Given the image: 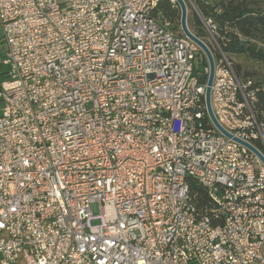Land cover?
I'll return each instance as SVG.
<instances>
[{
  "label": "built area",
  "instance_id": "built-area-1",
  "mask_svg": "<svg viewBox=\"0 0 264 264\" xmlns=\"http://www.w3.org/2000/svg\"><path fill=\"white\" fill-rule=\"evenodd\" d=\"M161 1L0 0V264H264V85Z\"/></svg>",
  "mask_w": 264,
  "mask_h": 264
},
{
  "label": "trees",
  "instance_id": "trees-1",
  "mask_svg": "<svg viewBox=\"0 0 264 264\" xmlns=\"http://www.w3.org/2000/svg\"><path fill=\"white\" fill-rule=\"evenodd\" d=\"M196 12L188 17L190 31L204 41L211 49L215 58L218 53L207 41L208 33L201 19L212 20L217 29V40L222 51L233 64L234 57H245L264 65V1L263 0H192ZM156 16L173 24L180 21L181 13L177 3L162 0L156 11ZM174 30L181 32L180 25ZM203 55V53H202ZM234 67V65H233ZM236 73L243 79H252L255 85H264V73L258 79L249 74H242L241 67L235 65ZM234 68V69H235ZM201 72L200 82L205 85L208 80V63L203 55V61L196 69ZM259 107H264V94H259ZM190 197L203 213L211 214L213 203L206 190L193 178L188 179Z\"/></svg>",
  "mask_w": 264,
  "mask_h": 264
},
{
  "label": "water",
  "instance_id": "water-1",
  "mask_svg": "<svg viewBox=\"0 0 264 264\" xmlns=\"http://www.w3.org/2000/svg\"><path fill=\"white\" fill-rule=\"evenodd\" d=\"M175 3H177V5L179 7V10H180V13H181L180 28H181L182 34L187 39H189L190 41L195 43L201 49V52L205 56V58L207 60V63H208V80H207L206 93H205V102H206V108H207L208 115H209L211 121L214 123V125L223 134H225L229 138H233L232 135H230L228 132H226L220 126V124L216 120V118L214 116V113L212 111V106H211V87H212V84H213L214 74H215V59H214V55H213L211 49L208 47V45L206 43H204V41L199 39L197 36H195L190 31V29L188 27V7L186 5L185 0H175ZM234 140L236 142H239L240 144H243L247 148H249L252 152H254L259 157V159L264 164V156L256 148H254L252 145H250L248 143H245V142L241 141L240 139L234 138Z\"/></svg>",
  "mask_w": 264,
  "mask_h": 264
},
{
  "label": "rangeland",
  "instance_id": "rangeland-1",
  "mask_svg": "<svg viewBox=\"0 0 264 264\" xmlns=\"http://www.w3.org/2000/svg\"><path fill=\"white\" fill-rule=\"evenodd\" d=\"M185 2H186V5L188 7V17H189V15L191 14L192 11L196 12V9H195V6H194V3L192 0H185ZM178 24L180 25V21H178V20H175L173 22L174 27H176ZM177 32L179 33V31H177ZM2 38H3V29H2L1 24H0V40H2ZM207 41L209 42V44L213 48H215V44L209 38V36L207 38ZM233 65H234V68H235V65L236 66L239 65L241 67V73L251 75L254 80L258 79V77L263 75V73H264V65L257 63L255 61L246 59L245 57H234L233 58ZM8 70H9V68L5 67L0 74V88H1V85L7 80L6 73L8 72ZM235 70H236V68H235ZM3 107H4V103L0 101V115H1V111H2Z\"/></svg>",
  "mask_w": 264,
  "mask_h": 264
}]
</instances>
